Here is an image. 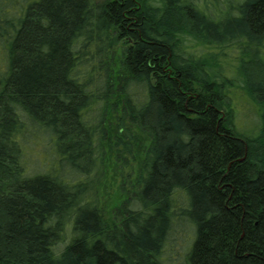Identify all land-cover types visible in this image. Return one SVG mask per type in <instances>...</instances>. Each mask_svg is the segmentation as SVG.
Listing matches in <instances>:
<instances>
[{
	"label": "trees",
	"instance_id": "obj_1",
	"mask_svg": "<svg viewBox=\"0 0 264 264\" xmlns=\"http://www.w3.org/2000/svg\"><path fill=\"white\" fill-rule=\"evenodd\" d=\"M219 3L0 0V264H168L184 205V264H264V63L244 82L213 71L224 48L258 40L263 54L264 0H229L225 19ZM239 86L255 135L236 125ZM131 126L148 142L109 220L92 183L107 138ZM31 138L53 159L28 174Z\"/></svg>",
	"mask_w": 264,
	"mask_h": 264
},
{
	"label": "rangeland",
	"instance_id": "obj_2",
	"mask_svg": "<svg viewBox=\"0 0 264 264\" xmlns=\"http://www.w3.org/2000/svg\"><path fill=\"white\" fill-rule=\"evenodd\" d=\"M217 2H220L217 7L224 9V15L221 19H225L228 16V12H230L231 3H229V0H217ZM211 7L212 9L214 8L212 4H210ZM188 43L189 46H196L192 49L196 54L206 49L203 44L198 45V43L190 39ZM258 45V40H251L246 41L241 50L237 46L224 48L223 55L218 56V59L222 63L220 66L218 65L213 68V71L223 77H234L238 82H244L247 77L245 75V66H256L259 63V59L264 63V51L259 56ZM120 47L121 44L116 43V51ZM210 53L211 51L207 52L203 57L210 58ZM225 65L231 66V68L227 69ZM234 91L236 93L229 95L232 98V105L237 113L236 125L240 127L239 129L241 131L249 135H255L261 125L258 115L259 106L249 94H245L240 86L238 89H234ZM131 133L133 138L123 139L122 137L121 140H117L116 133L114 132L110 142L109 138H107L104 144L105 148L101 160L100 173H96L95 180L92 183L95 193L93 199L98 201L104 216L109 220L112 219L116 207L126 198L143 157L141 147L146 146L148 142L146 135L135 126H131ZM107 134H109V130ZM46 147L50 149L49 146H46L45 142L42 143L38 139L33 138L29 139L27 153L25 155L28 164L26 166L28 174L33 173L35 168L39 171L46 170L48 161L53 159L47 153H44L47 152ZM69 179L72 181L75 180L73 178ZM185 207H188V205H184L175 211L178 215V218L173 222L175 233L170 236L164 251V260L168 264H184L186 254L192 246V236L195 235L196 227L193 221L186 215ZM70 229L71 222L69 221L65 238L57 246L58 250L71 239L72 233Z\"/></svg>",
	"mask_w": 264,
	"mask_h": 264
}]
</instances>
